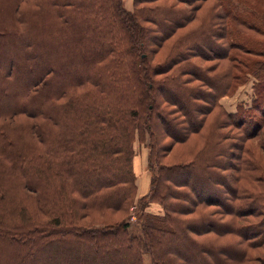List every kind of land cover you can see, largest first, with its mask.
Segmentation results:
<instances>
[{
	"label": "trees",
	"instance_id": "1",
	"mask_svg": "<svg viewBox=\"0 0 264 264\" xmlns=\"http://www.w3.org/2000/svg\"><path fill=\"white\" fill-rule=\"evenodd\" d=\"M159 1L0 0V264H264V14Z\"/></svg>",
	"mask_w": 264,
	"mask_h": 264
},
{
	"label": "rangeland",
	"instance_id": "2",
	"mask_svg": "<svg viewBox=\"0 0 264 264\" xmlns=\"http://www.w3.org/2000/svg\"><path fill=\"white\" fill-rule=\"evenodd\" d=\"M133 1L134 0H124L125 3V7L128 10H133ZM174 0H161L159 3H174ZM252 5L259 7V11L264 14V0L260 1V2H256V1H251ZM257 5H255V3ZM212 2H207V4L201 8L199 10V14L200 15H204L205 11H208V9H210V7H212ZM178 7H187V9L190 11L191 10V6L190 5H184L181 4ZM200 24V22L198 20H193L192 25H190V27H196ZM187 29V28H186ZM186 29H182L181 33L185 32ZM251 42L253 43H257L259 42L261 39H264V37H262L261 35L255 34V35H249ZM255 40V41H254ZM172 43V42H169ZM199 64H201L202 66H210V65H215L217 63V60L215 61H204L201 58H195ZM208 66V67H209ZM208 73L210 75L215 74L216 70L213 68H209ZM247 80V81H246ZM246 82L242 83L241 81L234 83V92L228 96H225L222 98V104L224 105L225 109L229 112L232 113L234 115H238L239 111H238V105H246L247 107H249L251 105V102L253 100L254 97V84L256 82V79L253 75H249L246 78ZM212 117V116H210ZM223 121H227V118H225V116H221ZM233 132L237 133L238 136H242V133L239 130H232ZM240 142V141H239ZM247 144H252L251 147L253 148L254 154L256 153V155L261 159V161L264 164V151L262 149V144L264 142V135H262L261 137H258L257 139L252 141H245ZM260 145V146H259ZM181 147V146H179ZM135 170H136V174H137V185H138V197L137 199L139 200L140 198H142L143 196L147 195L150 191V187H151V174L148 170V149L144 146L141 145L140 143H137L136 145V159H135ZM233 173H235L233 171ZM148 212L154 213L156 215H162L163 214V209L160 205L158 204H151L148 208H147ZM133 217L131 222H133L132 224V230L136 233V234H140L141 233V228H140V222L138 219V213L136 211L135 208H133ZM138 219V220H137ZM137 225L139 227H137ZM262 249V248H261ZM261 249H256V255H264V250ZM145 264H151V258L149 256V254H145ZM254 263V262H251ZM233 264V263H231ZM254 264H263L259 261H256Z\"/></svg>",
	"mask_w": 264,
	"mask_h": 264
}]
</instances>
